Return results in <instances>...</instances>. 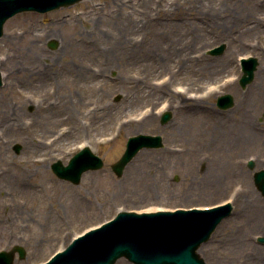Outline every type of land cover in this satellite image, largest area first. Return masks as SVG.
Here are the masks:
<instances>
[{
  "label": "rangeland",
  "instance_id": "374dc122",
  "mask_svg": "<svg viewBox=\"0 0 264 264\" xmlns=\"http://www.w3.org/2000/svg\"><path fill=\"white\" fill-rule=\"evenodd\" d=\"M258 21L263 25L254 27ZM120 39H128L126 52L114 47ZM220 44L222 53H208ZM250 55L259 64L242 87L240 57ZM0 56L2 63L10 58L0 64V173L7 174L6 180L0 176V191L10 181L17 204L8 212L11 232L0 234V250L24 246L25 257L16 253L14 264L42 263L123 209L227 198L233 212L198 251L208 264H264L258 241L264 215L257 218L251 203L243 208L247 195L264 204L253 178L264 168V0H81L44 13L19 12L6 21ZM177 84L203 91L205 102L190 100L195 96L181 102L179 93L188 92ZM226 92L235 104L221 109L216 100ZM163 102L172 112L165 123ZM242 116L249 117L245 126L254 137L239 143L231 131L241 130ZM137 133L162 134L164 144L139 150L118 176L111 164ZM82 142L105 164L75 184L51 165L66 164ZM228 160L241 165L229 169ZM213 175L219 183L208 182ZM115 264L133 263L121 257Z\"/></svg>",
  "mask_w": 264,
  "mask_h": 264
},
{
  "label": "water",
  "instance_id": "95a60500",
  "mask_svg": "<svg viewBox=\"0 0 264 264\" xmlns=\"http://www.w3.org/2000/svg\"><path fill=\"white\" fill-rule=\"evenodd\" d=\"M78 1L80 0H0V36L4 33L5 21L19 11H47ZM57 45L56 40L50 42L53 48ZM224 47L222 44L212 52L220 53ZM257 65L256 57L243 60V75L240 79L242 86L252 81ZM217 104L221 108L231 107L234 97L230 93L221 95ZM170 117L171 113L166 112L162 121H167ZM161 145V135L139 133L131 136L125 152L112 164V168L121 176L126 164L141 148ZM20 148L21 145L17 144L15 149L18 152ZM103 165V159L86 147L78 151L68 164L58 160L52 164V168L61 178L79 183L83 172ZM249 166H255L253 160L249 161ZM254 179L264 193V168L254 173ZM231 210L232 205L226 204L206 210L194 208L143 214L123 211L101 228L75 239L47 264H114L123 255L136 264H207L197 249ZM259 240L264 242V236ZM15 251H19L20 257L25 256V249L15 245L9 251H0V264H14Z\"/></svg>",
  "mask_w": 264,
  "mask_h": 264
},
{
  "label": "bare ground",
  "instance_id": "6f19581e",
  "mask_svg": "<svg viewBox=\"0 0 264 264\" xmlns=\"http://www.w3.org/2000/svg\"><path fill=\"white\" fill-rule=\"evenodd\" d=\"M150 2H152V1H149V2H146V6L148 7V5H149V3ZM127 5V3H122V6H123V8L125 7ZM131 8H134V5H132V7ZM156 9H157V11L158 10H160V7L159 6H157L156 7ZM189 11L191 10V8H189L188 9ZM187 12L188 14H190L191 12ZM151 17V16H150ZM158 19H160L159 17H157V20ZM154 20V18H149V20L147 19V21H149V23H151V21H153ZM182 21H184V20H182ZM158 22H161L160 20L158 21ZM171 22H169V20H168V17H167V22L165 23L166 25L167 24H170ZM177 23V25H179V23H181V24H186L187 22H181V21H177L176 22ZM177 25H175V26H177ZM259 25H263V21H258V25H256V26H254V27H258ZM253 30H254V28H253ZM47 36V35H46ZM49 36V35H48ZM228 36H230V34L229 33H227V37ZM38 42V41H40V39H38V38H36L35 39V41H33V42ZM83 41V40H82ZM127 42H128V39H120V42H116L115 43V45H114V47H116V49H117V51L118 52H126L125 50L127 49L126 48V45H127ZM38 46V45H37ZM39 48V50H41L42 49V46H40V47H38ZM154 51V50H153ZM155 52V51H154ZM113 55H117L116 54V52H113ZM161 57H162V55H161ZM164 57V56H163ZM10 58L8 57V56H6L5 57V61H3L4 63H6V64H8L10 61ZM4 63H0V64H4ZM10 68V67H9ZM261 70V69H260ZM264 70H261L260 72H263ZM10 74H11V71H10V69H9V71L7 72V76H10ZM234 82H231V84H233ZM166 85V84H165ZM164 85V86H165ZM163 86V87H164ZM155 89H159L160 87H158V88H156V87H154ZM263 93H264V91H263ZM182 93H179V95L181 96V98H182V100H181V102H184L185 100L187 101V99H189V98H186V97H183L182 95H181ZM190 100H193L196 104H200V103H202V102H205V100L204 99H200V97H195V98H191ZM246 102H244V106L243 107H245L246 105ZM198 106V105H197ZM191 108H193V106L191 107ZM169 109V107L167 108V106H166V108L164 109V111H167ZM245 109H247V108H245ZM2 112H4V114H5V116H4V114H3V116L4 117H6V111H2ZM249 117L247 116V118H246V116H242V121L243 122H245V124L241 127V130L240 129H238V131H236V132H234V131H231V134L233 135V137L235 138V139H237L238 141L237 142H239L240 143V139H241V142L243 143V142H245L246 140H251L253 137H254V130L251 128L250 130L245 126L246 125V121H247V119H248ZM246 119V120H245ZM9 125L11 126V127H13L14 126V124L11 122V123H9ZM67 130H69V127L64 131V132H67ZM246 132V133H245ZM247 132H248V134H247ZM226 162V164H227V167L230 169L232 166L234 167V168H238L241 164H240V162L238 161V160H235V162L234 163H236V164H234V163H230L229 162V160L228 161H225ZM217 164H220V163H218L217 162ZM221 164H224V162L223 163H221ZM218 167H222L221 165H218ZM223 171H225V170H223ZM0 176H2L5 180L7 179V174L6 173H0ZM89 177L91 176V175H88ZM21 180H25V178H20ZM208 182L209 183H212V182H217V183H219L220 182V178L218 179V176H212L209 180H208ZM8 183L10 184L11 182L10 181H8ZM8 184V185H9ZM8 185H5V186H3V187H5V188H1V196H2V203L0 204V234L1 233H3V234H5V235H7V233H10L11 231H10V227H9V223H10V217H8V212H9V210H11L14 206H16L17 204H15V198L13 197V195H12V193H13V191H14V189L12 188H10ZM255 202V200H253V199H251L250 198V196L249 195H247V199L245 200V201H243V208L245 207H247L246 205L247 204H249V203H251L253 206H257L258 207V211H257V218H259V217H261V215L263 214L264 215V204L263 203H259L258 202V205H257V203L255 204L254 203ZM206 204H209V203H206ZM10 231V232H9ZM239 240V242H241V241H243L242 240V238L240 239H238ZM244 244V243H243ZM225 262H228L227 260H225Z\"/></svg>",
  "mask_w": 264,
  "mask_h": 264
}]
</instances>
